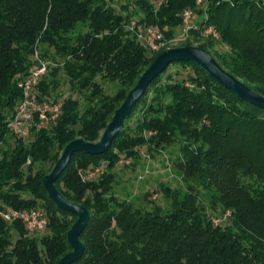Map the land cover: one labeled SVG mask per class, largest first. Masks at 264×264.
I'll return each instance as SVG.
<instances>
[{
	"label": "trees",
	"instance_id": "trees-1",
	"mask_svg": "<svg viewBox=\"0 0 264 264\" xmlns=\"http://www.w3.org/2000/svg\"><path fill=\"white\" fill-rule=\"evenodd\" d=\"M198 1L0 0V210L42 208L48 218L46 229L31 235L23 223L0 216V264H58L72 251L67 234L77 217L55 205L43 179L67 144L100 140L164 52L150 55L127 30L131 20L163 32L179 26L186 10L201 9L220 33L201 48L264 96V0ZM79 27L86 31L75 35ZM38 49L57 65L39 83L38 96L61 102V115L50 128L18 138L8 122L23 100L19 83L35 66ZM108 83L118 85L115 95L107 94ZM62 84L76 95L64 98ZM153 91L147 114L126 129ZM176 146L173 167L182 185L160 184L166 207L153 200L156 191L145 195L151 209L112 194L122 158L133 166L141 148L154 156ZM103 166L97 180H84ZM56 187L90 212L80 237L85 253L74 264H264V109L195 63L174 62L148 86L110 149L74 153Z\"/></svg>",
	"mask_w": 264,
	"mask_h": 264
},
{
	"label": "water",
	"instance_id": "water-1",
	"mask_svg": "<svg viewBox=\"0 0 264 264\" xmlns=\"http://www.w3.org/2000/svg\"><path fill=\"white\" fill-rule=\"evenodd\" d=\"M180 61L195 63L228 91L246 102L264 109V96L224 70L205 49L197 46H184L172 48L161 53L144 71L135 87L130 90L123 103L115 111L100 140L92 143L79 138L67 144L52 172L43 179L44 188L55 205L59 209L77 217V221L67 234L68 243L72 251L66 254L58 264H74L83 257L85 246L80 237L90 221V212L86 207L68 201L57 189L56 181L71 162L74 153L82 152L88 155H101L107 152L114 138L122 130L125 120L131 114L134 106L145 95L151 82L170 64Z\"/></svg>",
	"mask_w": 264,
	"mask_h": 264
},
{
	"label": "built area",
	"instance_id": "built-area-1",
	"mask_svg": "<svg viewBox=\"0 0 264 264\" xmlns=\"http://www.w3.org/2000/svg\"><path fill=\"white\" fill-rule=\"evenodd\" d=\"M158 6H161L166 0H156ZM202 0L198 1L201 5ZM196 16L195 11L186 10L182 14L184 25L188 26V30H193L199 33L200 36L218 40L220 33L213 25H208V15L197 22H194ZM204 23V24H203ZM203 24V25H202ZM127 30L132 37L136 39L147 50L150 55H153L165 47L163 35L154 27L141 25L138 20L133 19L127 25ZM35 66L19 83L20 89L23 91V100L18 106L15 115L8 122L9 130L18 138H30L32 130H40L50 128L56 124L61 115L62 103L58 101H48L41 99L38 96L39 83L48 74L50 70L48 62L39 56L38 50L34 55ZM30 164V161H28ZM103 170V169H102ZM101 168L86 172L84 180H92L97 174L101 173ZM0 216L8 223L21 222L25 225L27 232L35 235L43 232L48 224V218L44 209L32 210H0ZM222 220L216 219L215 223L220 224Z\"/></svg>",
	"mask_w": 264,
	"mask_h": 264
},
{
	"label": "rangeland",
	"instance_id": "rangeland-1",
	"mask_svg": "<svg viewBox=\"0 0 264 264\" xmlns=\"http://www.w3.org/2000/svg\"><path fill=\"white\" fill-rule=\"evenodd\" d=\"M114 2L117 3L118 0H114ZM118 6H120V4H118ZM203 17L204 11L198 8L196 10V16L194 17V19H196L194 22L200 21ZM80 31L85 32L86 28L79 27L74 34L77 35ZM159 32H161L164 38V51L172 48L184 47L187 44L189 46L206 47V41L212 40L211 38H205L200 35L197 37V32L188 30V26L184 25L183 21L175 28L163 29L165 34L168 32L166 37L162 31L159 30ZM38 52L39 56L48 62L50 69L57 67L55 62L43 58L41 49H38ZM105 87L108 95H115L119 90V87L116 84L108 83L105 84ZM58 91L64 93V98H67L70 95H76L69 90L68 84H62ZM155 96L156 95L154 91L151 92L147 101L142 102L137 107L136 111L128 119L125 126L126 129L135 128L139 124V122L144 118L145 114H147ZM82 104H84V102ZM178 150L179 149L177 146L171 147L168 151H161L157 155L152 156L149 152H147L146 148H141L140 152L142 158L139 162H137L136 165L133 166L131 160L122 158L121 162L114 170L115 180L112 185V194L119 201L135 202L138 205H142L148 209H151V206L145 199V195L151 193L152 191H156L155 195L153 196V200L166 207V201L161 193L160 184L163 183L166 186H170L174 189L179 188L182 185L180 177H178V173L174 171L173 167V161L177 157ZM103 168L105 169L103 166L100 172H103ZM99 177L100 173L93 177L92 181L97 180ZM110 197L111 195H109V198ZM46 234L47 232H44L40 236H44Z\"/></svg>",
	"mask_w": 264,
	"mask_h": 264
}]
</instances>
